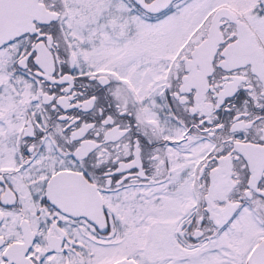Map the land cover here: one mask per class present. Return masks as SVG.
I'll use <instances>...</instances> for the list:
<instances>
[{"label": "snow or ice", "instance_id": "snow-or-ice-1", "mask_svg": "<svg viewBox=\"0 0 264 264\" xmlns=\"http://www.w3.org/2000/svg\"><path fill=\"white\" fill-rule=\"evenodd\" d=\"M0 264H264V0H0Z\"/></svg>", "mask_w": 264, "mask_h": 264}]
</instances>
